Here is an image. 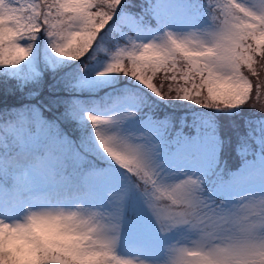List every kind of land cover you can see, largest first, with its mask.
<instances>
[{"label":"rangeland","instance_id":"374dc122","mask_svg":"<svg viewBox=\"0 0 264 264\" xmlns=\"http://www.w3.org/2000/svg\"><path fill=\"white\" fill-rule=\"evenodd\" d=\"M229 1L247 14L214 28L181 0H0V78L29 96L0 112V264H264V105L217 101L252 96L264 0ZM202 71L210 107L187 106ZM100 161L122 173L82 172ZM217 170L229 217L207 230L177 204L214 218Z\"/></svg>","mask_w":264,"mask_h":264},{"label":"trees","instance_id":"16d2710c","mask_svg":"<svg viewBox=\"0 0 264 264\" xmlns=\"http://www.w3.org/2000/svg\"><path fill=\"white\" fill-rule=\"evenodd\" d=\"M240 30H242V29H240ZM243 30L246 31L247 29L243 28ZM241 38L243 39V41L245 43L243 45L247 47L246 48V54L249 55V62L255 61V59L257 60L256 64L253 66V68H251V67L246 68V75H250L248 85L250 87V91L252 92V96L250 97V95L247 94V97L243 96L241 98V99H243V101L240 102L241 99L235 100L233 95L228 94L227 98H223V99H220L217 101H224L227 103H233L236 107L240 108V109H238L239 112H246L247 115H251L253 113L257 114V112H255V111H258L260 105H262V104L264 105V41L261 44L260 43L258 44V42H259L258 38H255V37H253V35L246 34V33L243 34L241 36ZM242 59H243V57H242ZM207 70L209 71V68ZM176 71H177V69H176ZM252 71H254V72H252ZM0 77H1V74H0ZM191 77H192L191 81L194 82V80H196L195 83L191 84V91H190V93H192V96L193 95L194 96L192 99L193 100L192 104H187V106H191V107H198L199 106V107L209 108L211 101H209L208 99L212 100V98H206V97H212V96H209L206 93L208 90L207 83L210 82L208 76L206 74H204V71H202V76H201L202 78H200L197 73H194ZM4 78L5 77L0 78V112H3V113H5V111H7L10 108L18 106V104L21 105V104L25 103L26 101H28V99L25 97H29V96L17 97V95L19 94V91L15 90L14 91L15 93H12V91L5 86ZM197 78H199V79H197ZM197 82H199V83H197ZM57 89L61 90L60 87H57ZM23 90L24 89H22L21 92ZM36 90L37 91H35L33 93L34 96H37V98H35V101H38V98L40 99L41 95H47V97L49 99L52 97L62 96L61 91H57V90H53V89L49 90L45 86H43L42 88H39V86H36ZM253 92H254V94H253ZM74 93H76V92H72V93H70V95L72 96ZM65 94H67V93H65ZM217 97L218 96L214 97V99ZM251 104H254V106H255V108L253 110H252L253 105H251ZM44 105L40 103L41 108H43ZM183 111L184 112H172L171 114L173 116L179 115L180 116L179 118H188V117H192L193 115L198 114V112L193 111V110L192 111L191 110H183ZM258 131H259V133L264 134L263 130H258ZM73 157L71 156V159H73Z\"/></svg>","mask_w":264,"mask_h":264}]
</instances>
